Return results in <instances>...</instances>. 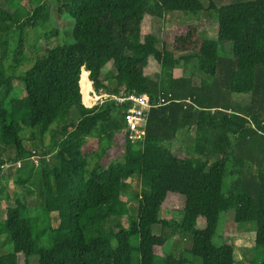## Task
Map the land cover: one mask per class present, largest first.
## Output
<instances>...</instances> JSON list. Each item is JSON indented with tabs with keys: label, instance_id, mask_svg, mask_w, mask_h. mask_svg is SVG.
<instances>
[{
	"label": "trees",
	"instance_id": "1",
	"mask_svg": "<svg viewBox=\"0 0 264 264\" xmlns=\"http://www.w3.org/2000/svg\"><path fill=\"white\" fill-rule=\"evenodd\" d=\"M23 1L0 0V173L8 161L23 159L10 153L22 145L40 164L32 162L38 171L19 176L16 189L0 175V237L12 241L10 253L0 250V264H236L232 245L213 242L220 215L230 211L236 224L255 223V245L264 250V0H211L199 15L217 24L215 38L199 35L203 24L190 27L175 37L172 53L143 34L146 18L165 20L172 10L161 0ZM51 15L67 17L72 40L37 52L19 74L28 29L50 24ZM222 42L233 46V56L219 53ZM151 57L168 69L190 57L199 70L157 79L146 74ZM15 80L21 81L18 95ZM92 84L116 97L165 98L149 113L144 141H131L122 114L129 103L85 107L81 88L89 104ZM208 127L235 137L232 158L225 156V138L212 153L194 148ZM192 130L193 146L178 155L175 146ZM95 138L98 149L87 152ZM137 176L146 186L132 192ZM169 194L182 201L180 221L162 218ZM132 197L139 199L133 218ZM38 199L43 214L59 216L58 226L35 220ZM176 233L191 244L178 257L156 254Z\"/></svg>",
	"mask_w": 264,
	"mask_h": 264
},
{
	"label": "rangeland",
	"instance_id": "2",
	"mask_svg": "<svg viewBox=\"0 0 264 264\" xmlns=\"http://www.w3.org/2000/svg\"><path fill=\"white\" fill-rule=\"evenodd\" d=\"M167 8L172 9L169 11L166 15L165 20H154L150 18H146L144 27H143V34H150L152 36L157 37L164 45L166 46L169 53H172V51L175 48V37L178 35H184L189 31L190 27H197L203 24L202 27H199L198 30L199 35L206 37V38H212L214 39L217 34V24L216 28H214V25L210 23L209 18L205 14H200V11L204 9H209L212 7L211 0H161ZM224 3L232 2L233 0H223ZM246 2L251 0H237V2ZM219 3V1L215 0ZM28 3V0H25L22 2L23 6H26ZM16 18L19 20H22L23 16L20 13L15 14ZM67 22V17H62L61 19L55 18L54 15H51V22L50 24L46 25L45 27H39L37 29H28L26 33V41L27 46L24 50L26 60L19 66L18 73H22L24 71H27L34 62L35 56L37 52H44L46 48L49 46H52L55 43H68L72 40L71 33L69 32L68 35H66V29L64 27V24ZM54 30H58V34L54 36ZM13 46V45H12ZM219 53L221 55L226 56H233V46L228 43H220L219 46ZM13 58L14 56L11 54L10 56ZM191 59L189 58H181L179 64L175 65V67L168 69L165 67L160 66L156 60L151 57L149 66L146 69L147 75H152L157 79L161 80H167L170 75L174 77H180L187 75L188 72H190V69H192L193 73L195 70H199V68H192L190 63ZM197 70V71H198ZM107 71V69H106ZM196 71V72H197ZM21 81L15 80V93L18 95L21 90ZM81 87V85H80ZM94 90L93 84L92 89L90 91ZM89 91V93H90ZM96 92V91H94ZM14 93V94H15ZM82 97L84 99V93L81 88ZM98 95L107 93L105 91L96 92ZM248 98V97H245ZM245 101V100H244ZM97 106V105H96ZM95 106V107H96ZM99 106V105H98ZM96 116L99 115V111ZM96 113V112H95ZM96 116L90 118L91 122L96 118ZM100 116V115H99ZM97 135V134H96ZM191 136L186 137L182 136L180 139L184 140V143L182 146H175L174 151L180 155L184 156L185 154H188L189 147L193 146V139L196 136V131L192 130ZM208 138L206 139V145L208 148H206L205 152H198L201 154H207L212 153V151L215 148V143L218 141L223 140L225 137H222L221 139L217 140L216 142H212V139L210 140V135H207ZM117 140L123 144L124 143V133H118L117 134ZM234 142V140H233ZM25 143V142H24ZM23 143V144H24ZM195 148V146H194ZM98 149V141L97 138L91 140L90 144L88 145V148L86 149L87 152H91L92 150ZM121 149L118 150H110L108 155L104 158L103 162H106L110 159H113L116 157V155L120 152ZM11 155L12 157H16L18 154L22 156L23 159L18 160L17 162L14 161H8L4 167L2 173L0 175H3L2 183L7 188L16 189V181L19 178V176L27 177L28 173L32 168L37 172L38 169L36 167H33L32 160L29 152H25L23 145L18 149H11ZM234 153V148L227 144L225 156L227 158L232 157ZM2 160L7 161L8 156L7 154H3L1 157ZM19 163H21V166L19 167ZM128 181H131L130 179ZM134 183H132V192H141L143 189H145V182L142 181L140 177H136L134 179ZM231 182V178H228L225 180V185L227 186ZM26 185V184H25ZM138 197H132V199L129 201V210L132 216L137 213L138 210ZM37 204V205H36ZM34 209H38L37 211L34 210L36 214L35 220L40 222L42 226H46L47 228L55 227L59 225V216L54 215H45L42 213V209H40L41 201L40 199L37 200ZM182 204V201L178 198L174 197L173 194H169L168 198L166 200V203L163 207L162 211V218H165L166 220H181L182 213L181 211H178L180 209V206ZM1 205V203H0ZM164 212V215H163ZM170 221V223H172ZM205 221L204 219H200L198 223V228H204ZM255 231H256V225L253 222L243 223V224H236L234 221V213L233 211L230 212H223L220 215V221H219V229L218 234L214 238L213 242L217 246L221 245H232L235 249V259L236 264H252L253 259L257 258V261L264 262V250L257 249L255 245ZM169 232V230H168ZM187 245L191 244V240L186 243ZM185 239L183 236L176 233L172 237H170L169 242L164 246V249L156 248V254L161 255L164 253H172L174 256L178 257V254L183 250V248L186 246ZM11 245L12 241L9 240L7 237L2 236L0 237V250L4 254H8L11 252ZM170 255V254H169ZM34 260L37 261V257H34Z\"/></svg>",
	"mask_w": 264,
	"mask_h": 264
},
{
	"label": "built area",
	"instance_id": "3",
	"mask_svg": "<svg viewBox=\"0 0 264 264\" xmlns=\"http://www.w3.org/2000/svg\"><path fill=\"white\" fill-rule=\"evenodd\" d=\"M89 95L91 99L89 104L85 103L83 99V104L87 108H94L96 105H104L109 103L111 100H115L118 103L130 104L127 110L122 111V114L125 116L127 129L129 130L132 143L144 141L145 128L151 109L161 106L162 104H166L165 98L155 101L152 100V97H150L148 93L140 95L132 94L126 97H116L108 93L98 95L96 92H94V90H92L90 91ZM168 97H171V95H168ZM186 102L192 103L190 99L186 100ZM30 158L35 166L38 167L40 164V159L35 151H33ZM18 165L20 167L21 163Z\"/></svg>",
	"mask_w": 264,
	"mask_h": 264
},
{
	"label": "crops",
	"instance_id": "4",
	"mask_svg": "<svg viewBox=\"0 0 264 264\" xmlns=\"http://www.w3.org/2000/svg\"><path fill=\"white\" fill-rule=\"evenodd\" d=\"M149 63H150V61H149ZM81 78H82V76H81ZM88 78H89V73H88ZM208 134L210 135V140L212 139V142L213 141L216 142L217 140L221 139L222 137H225L226 144H228V145H230L231 147L234 148V145H235V137L233 135H231L230 133H228L222 127H220V128H209L208 127V128H205V129L202 130L201 140H198L196 142L195 147H196V150L197 151H199V152H205V151H202V150H205L206 148H208L207 145H206V139L208 138V136H207ZM233 140H234V142H233ZM232 157H229V158H232Z\"/></svg>",
	"mask_w": 264,
	"mask_h": 264
},
{
	"label": "bare ground",
	"instance_id": "5",
	"mask_svg": "<svg viewBox=\"0 0 264 264\" xmlns=\"http://www.w3.org/2000/svg\"><path fill=\"white\" fill-rule=\"evenodd\" d=\"M90 100H91V99H90V95H89V97H88V101L90 102Z\"/></svg>",
	"mask_w": 264,
	"mask_h": 264
},
{
	"label": "clouds",
	"instance_id": "6",
	"mask_svg": "<svg viewBox=\"0 0 264 264\" xmlns=\"http://www.w3.org/2000/svg\"><path fill=\"white\" fill-rule=\"evenodd\" d=\"M89 73V72H88Z\"/></svg>",
	"mask_w": 264,
	"mask_h": 264
}]
</instances>
